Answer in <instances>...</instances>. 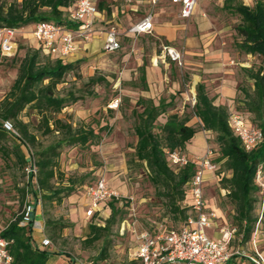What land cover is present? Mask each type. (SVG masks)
<instances>
[{"label":"rangeland","instance_id":"rangeland-1","mask_svg":"<svg viewBox=\"0 0 264 264\" xmlns=\"http://www.w3.org/2000/svg\"><path fill=\"white\" fill-rule=\"evenodd\" d=\"M14 1L19 0H0L3 3ZM116 4L118 9L122 7L120 1ZM157 10L152 33L124 38L121 47L113 52L103 51L96 43L71 59L74 69L67 71L63 81L57 85L58 94L67 98L57 116L73 126H90L101 136L97 143L88 142L83 146L63 144L60 147L58 178L53 181L55 185H67L68 181H72L71 193L63 191L59 202L44 199L38 193L42 202L37 209V220L42 223V228L34 231V237L39 241L42 237L48 238V248L56 256L58 253L70 256L73 264H140L134 258V230L149 227L152 223L150 219L153 224L163 223L167 228L181 225L179 215L171 210L166 199L157 193L151 183L145 162L135 156L137 137L134 125L137 113L141 111L136 101L144 93L140 71L142 64H145L150 79L154 101L162 98L169 103L166 112L157 118L155 131L160 132V125L168 114L177 113L181 118L186 117V124L195 129L202 142L195 145L192 137L178 149L180 153L197 165L210 150L209 160L217 166L214 174L220 173L219 178L229 175L221 162L212 160L217 156L215 133L204 130L193 114L195 84L204 82L209 96L217 104L223 98L218 92L217 79H227L230 87H236V94L232 100L224 98L221 104L226 105L229 112L242 110L241 89L251 91L253 88L252 80L244 69L262 65L260 58L245 54L237 47L239 37L235 27L240 22V15L227 6L226 0H198L195 10L188 17L178 16L167 4ZM125 19L120 15L123 25ZM163 45L177 50L179 61L167 54L163 56ZM33 46L27 36L21 35L15 55L0 57V100L16 77L18 61L26 49ZM151 67L154 71L149 73ZM93 75L105 80L90 82L88 79ZM150 92L148 90L147 93ZM20 118L29 122L30 130L43 145L56 140L57 134L42 133L35 109L25 108ZM19 149L25 157L26 150L17 138L10 134L0 136V230L21 211L27 195L36 196L31 190L34 186H27L26 163L22 164L19 160ZM215 175L208 178L203 191L206 204L215 213L216 235H220L222 228H235L232 249L246 248L244 252L249 253L236 232L233 205ZM101 177L118 195V212L103 237L87 243L84 239L94 219L84 215L85 187ZM257 195L254 213L258 220L264 214L260 211V191ZM106 211L108 218L110 212ZM48 219L50 224L46 223ZM103 247L106 251L101 256Z\"/></svg>","mask_w":264,"mask_h":264},{"label":"trees","instance_id":"trees-1","mask_svg":"<svg viewBox=\"0 0 264 264\" xmlns=\"http://www.w3.org/2000/svg\"><path fill=\"white\" fill-rule=\"evenodd\" d=\"M73 1L0 2V26L21 28L41 20L67 23V9ZM226 4L240 15V22L235 27L239 37L236 41L237 47L245 54L257 55L262 63L257 68L244 69L248 78L252 80L253 88L251 91L246 88L241 89L243 111L236 112L243 115L248 125L256 126L264 133V0H251L249 4L240 0H226ZM107 11H110V8H107ZM0 57L9 58L1 55ZM74 67V63L42 52L38 45L28 47L24 56L18 61L15 79L0 100V136L10 134L17 138L26 150L24 157L23 151L19 149V160L26 165L32 162L37 169L35 176L32 173L28 175V188L34 186L31 189L34 195L39 193L44 199H54L58 202L61 201L60 194L63 191L69 194L73 190L72 181H68L67 185L63 183L55 185L53 181L57 177L60 147L63 144L83 146L88 142L97 143L101 138L92 127L81 124L73 126L57 116L67 101L66 97L58 94L57 85L63 81L66 72ZM88 80L98 83L105 79L93 75ZM142 80L144 81L143 72ZM195 92L193 114L200 120L204 130L215 133L217 156L212 160L221 162L229 172L228 176L221 175L220 178L218 177L220 173H217L215 179L217 177V183H221L222 190L233 205L236 232L240 235L241 243L245 244L251 239L258 218L254 209L260 189L255 175L258 167L264 163V141L246 150L240 138L234 134L228 124L230 112L227 106L214 103V98L209 96L205 83L202 81L195 84ZM136 104L141 107V111L137 113V121L134 125L137 137L135 156L139 161L145 162L151 183L157 193L166 199L171 210L179 215L180 224H182L190 214L187 182L195 173L196 163L188 161L182 166L172 165L167 153L186 144L196 131L186 124V117L181 118L177 113H171L160 125V132H157L155 131L157 118L166 112L169 103H165L161 98L158 103H154L151 98L139 97ZM25 108L36 110L42 133L57 134L55 141L47 145L41 143L30 130L29 122L20 118V113ZM7 125L10 128H7ZM205 179L206 183L207 178ZM116 201L117 197L107 199L102 204L101 216L96 213L90 217L94 221L89 224V233L84 239L85 242L93 243L101 239L104 232L108 231L118 212ZM23 207L0 230V235L12 240L9 246L12 256L10 264H50L49 257L54 254V251L48 248L49 245L42 248L38 246L39 242L34 237L35 230L32 229L31 224L19 225L23 217ZM106 209L110 212L108 218H106L108 215ZM150 222L152 226L155 225L153 220L150 219ZM46 223L50 224L51 221L48 219ZM105 251L106 248L103 247L101 256ZM58 254L62 255L68 264H73L70 256ZM245 260L253 264L244 255L234 256L225 264H243Z\"/></svg>","mask_w":264,"mask_h":264},{"label":"built area","instance_id":"built-area-1","mask_svg":"<svg viewBox=\"0 0 264 264\" xmlns=\"http://www.w3.org/2000/svg\"><path fill=\"white\" fill-rule=\"evenodd\" d=\"M103 0H74L67 9V23L41 20L33 23V36L39 42L42 52L61 57L62 59L77 49V39L88 41L96 32L95 19L98 12V2ZM127 2L133 0H124ZM150 4L143 19L133 23L127 29L129 33L139 35L150 32L155 6L164 0H147ZM179 6V14L188 17L193 13L197 0H167ZM68 23L73 24L70 26ZM21 28L0 26V55H15L18 45L17 32ZM103 50L116 51L121 47L119 32L115 26L104 30ZM169 55L171 59L179 61V52L170 46L163 45L162 55ZM228 124L236 134L246 150L254 148L264 141V133L256 126L248 125L242 114L232 111L229 114ZM7 128H10L7 125ZM210 150L196 165V170L187 182L189 192L190 214L177 228H167L163 223H157L151 228H138L135 231L134 258L140 264H225L234 256H246L253 264H264V255L255 250L253 254L245 253L242 249L233 250L230 246L235 228L220 229L221 236L214 238L207 234L206 229L214 224L215 213L206 205L204 198V184L206 173H214L217 166L209 160ZM168 159L172 165L182 166L189 160L178 149L168 152ZM27 176H35L37 169L32 162L25 166ZM217 179V177H216ZM255 180L259 186L262 204H264V180L258 167ZM106 180L101 177L85 187L87 199L85 217L90 218L97 213L102 214V204L111 197H117ZM39 194L35 197L27 195L22 210V219L19 225L31 224L33 230H41L42 223L35 219L33 214L41 205ZM39 247L50 244V240L42 237L38 241ZM11 239L0 235V264H10L12 256L9 252Z\"/></svg>","mask_w":264,"mask_h":264},{"label":"crops","instance_id":"crops-1","mask_svg":"<svg viewBox=\"0 0 264 264\" xmlns=\"http://www.w3.org/2000/svg\"><path fill=\"white\" fill-rule=\"evenodd\" d=\"M118 1H120L122 3V7H120L119 9H118V6L116 4V2H118ZM243 2L245 4H249L251 2V0H247V1L243 0ZM197 3H198V0H197ZM197 3L195 5V8L197 6ZM166 4L173 7V9L177 13V15L180 16L179 6L177 4L171 3L167 0L161 1L155 6L153 18H152V29H151V31L150 32H144V33H141L139 35H134L132 33H129L127 31V29L133 23L138 22L144 18V16L146 15V12L148 11V9L150 7V4L147 0H133L130 2H127L124 0H103L101 2H98L99 8H98V12H97L96 19H95V29H96L95 34L88 41H85V42L77 39V42H78L77 49L73 53L65 56L63 58V60L66 62H70L73 57L77 56L79 53H84L87 49H89L91 46H94L96 43H98L99 48L103 50L102 46H103V41H104V30L111 27V26H115L119 32L120 45H121V42L124 38H128V37L134 38L137 36H142L145 34L152 33V30H154L155 19L158 15L157 9H159L162 5H166ZM107 8H110V11H107ZM195 8H194V10H195ZM120 15L126 17L125 25L122 24V20H120ZM32 30H33V24H30V25L25 26L19 32H17V36H16L17 45H18V37L21 35H24V36H27L29 38L32 45L37 46L39 44V42L33 36ZM140 71H141V80H142V72L144 73V81L142 80V83H143L142 90H144L143 91L144 93H142L140 97L153 99V97H154L153 93L154 92L151 88L150 79L147 75V71H145V64H142L140 66ZM152 71H154L153 67L150 68L149 73H152ZM217 81H218V92L221 95H223L222 101L217 102V104L224 103L223 99L226 97L229 98V100H232V98L236 94V87H233V88L230 87L228 85L230 82L227 79L226 80L217 79ZM230 85H231V83H230ZM148 90H150L151 92L147 93ZM159 99H158V101H159ZM220 99L221 98H219V100ZM153 101H154V99H153ZM158 101L157 102L154 101V103H158ZM193 138H194V144L195 145L201 144V142H202L201 137L197 136L196 133L194 134ZM259 168H260L261 173H262V180H264V163H262L259 166ZM214 175H215L214 173L207 172L206 173L207 180H208V178L213 177ZM84 199H85L84 205L86 206L87 199L85 198V195H84ZM207 207L210 208L208 205H207ZM37 209L38 208H36V210L33 214L35 219H37V213H38ZM260 211L262 212V214H264V204H262V206L260 205ZM257 221L258 222H256V227H254L255 231H254L253 236L245 244H246L247 248L249 249L248 254H253L254 251L257 250L262 255H264V217H261V219H258ZM206 232L209 236L214 237V238L221 236V232H220V235H216L214 225L212 227L207 228ZM36 241H39V240H36ZM242 250H243V248H242ZM245 262H247V261L245 260ZM49 263L50 264H68V262L63 258L62 255L56 256L55 254L50 255ZM247 263L249 264V262H247Z\"/></svg>","mask_w":264,"mask_h":264}]
</instances>
